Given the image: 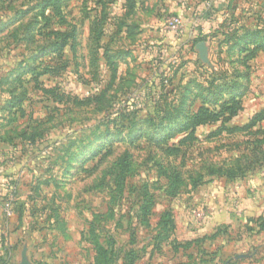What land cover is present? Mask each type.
Segmentation results:
<instances>
[{
  "label": "rangeland",
  "instance_id": "rangeland-1",
  "mask_svg": "<svg viewBox=\"0 0 264 264\" xmlns=\"http://www.w3.org/2000/svg\"><path fill=\"white\" fill-rule=\"evenodd\" d=\"M124 1L0 0V264H264V120L242 129L264 110V49L246 60L264 0H216L208 41L170 52L204 0L175 32L135 0L111 37ZM228 99L240 130L180 143L186 117Z\"/></svg>",
  "mask_w": 264,
  "mask_h": 264
},
{
  "label": "trees",
  "instance_id": "trees-1",
  "mask_svg": "<svg viewBox=\"0 0 264 264\" xmlns=\"http://www.w3.org/2000/svg\"><path fill=\"white\" fill-rule=\"evenodd\" d=\"M135 0H125L124 1V16H123V21L118 22V24L116 25V29L115 31L112 33V36H117L120 31L122 30V27L124 28L122 31L124 33V31H126L127 34V27L125 20L128 19L129 17H131V15L134 14L136 7H135ZM202 11V9H201ZM200 11H198L199 13ZM211 13L209 11H205L203 14H200V20H201V25L196 27V30L193 32H196V36L193 37L194 41L193 43H197L200 41H206L207 39H209V37L211 36L210 31L214 30L215 26H213V24L209 22V19L211 17L210 15ZM158 20H160V18H158ZM212 29V30H211ZM190 30V28H189ZM206 30V31H205ZM213 32V31H212ZM129 35V34H127ZM255 41L252 42L253 47L252 49H250L249 54L246 57V60H251L258 51H260L261 49H264V43L263 41H258L257 39L254 38ZM208 41V40H207ZM158 50V49H157ZM247 51V50H246ZM159 54L162 53V51L159 48V51H157ZM112 57L109 56V59H111ZM179 57H177V54L174 55L171 54L169 56V59H165L161 56L158 57V59L156 60V65H154V71H156L155 75V79L152 80L151 83H153L155 85V87H159V88H165L168 85L170 86L171 82H172V74L175 73V61L178 60ZM111 64V62H107L106 59V64ZM152 71V70H151ZM230 90L234 91V88L231 87ZM22 96L17 97L14 101L11 100L8 102V104L11 102H18L20 103ZM217 97V96H216ZM218 97L215 98L213 100V103L216 105L218 102ZM241 103L239 100L237 99H228L227 101H224L220 104V108H218V110H209L208 108H200L194 115L192 114L190 117H186L185 123L184 125H181V129L183 131V138H182V142L180 141V143H185L188 141L193 140V136L195 133V130L198 129L199 127H203V126H210V125H214V124H219L220 126L218 127V129L213 132V134L211 135V137H216L219 135L220 132L223 131H227V132H231V131H236V130H240L239 129H231V130H227L226 127H224V125H226L227 123H230L236 116H238V114L241 111ZM177 112V111H176ZM178 113V112H177ZM167 118H170V116H167ZM262 120H264V110L255 114L253 117L250 118L249 122L247 125L243 126L242 129H247L248 127H253L256 124H258L259 122H261ZM2 141H5V139L3 138ZM8 141V140H7ZM10 142V141H9ZM11 144H12V139H11ZM179 149L178 148H174V150H172L173 153H176ZM1 160V158H0Z\"/></svg>",
  "mask_w": 264,
  "mask_h": 264
},
{
  "label": "crops",
  "instance_id": "crops-1",
  "mask_svg": "<svg viewBox=\"0 0 264 264\" xmlns=\"http://www.w3.org/2000/svg\"><path fill=\"white\" fill-rule=\"evenodd\" d=\"M188 1L189 0H154L153 2L156 6H158L161 9V11L167 10L168 12H170L174 15H183L184 10H185L184 8L189 7L187 5V4H189ZM120 3H123V2H120ZM202 5H203V3H199V7H198L197 11H195L196 12L195 15L203 14V11H201ZM198 11H200V12L198 13ZM186 31H187V28L185 30L184 38H178V39L177 38L173 39L171 37L168 38L169 39L168 45H170V48L168 49L169 52L173 50L174 45L186 44L188 39L193 38L194 33L193 32L191 33V31L189 32V30L187 32ZM124 58L127 59L126 56H124ZM3 176L4 175L1 174V177H3Z\"/></svg>",
  "mask_w": 264,
  "mask_h": 264
},
{
  "label": "built area",
  "instance_id": "built-area-1",
  "mask_svg": "<svg viewBox=\"0 0 264 264\" xmlns=\"http://www.w3.org/2000/svg\"><path fill=\"white\" fill-rule=\"evenodd\" d=\"M216 0H204L202 5L203 13L205 11H209ZM163 27L165 30L169 32H175L183 27V20L179 15H172L163 21ZM201 25V20L199 15H196L194 21H192L189 25L190 30L193 32L196 30L197 26Z\"/></svg>",
  "mask_w": 264,
  "mask_h": 264
},
{
  "label": "water",
  "instance_id": "water-1",
  "mask_svg": "<svg viewBox=\"0 0 264 264\" xmlns=\"http://www.w3.org/2000/svg\"><path fill=\"white\" fill-rule=\"evenodd\" d=\"M201 49H203V46L200 44ZM21 264H28L25 258H22Z\"/></svg>",
  "mask_w": 264,
  "mask_h": 264
}]
</instances>
